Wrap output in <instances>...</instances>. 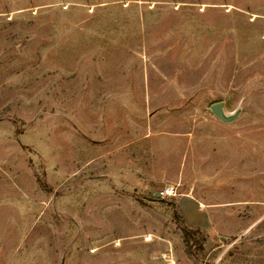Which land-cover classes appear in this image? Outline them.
<instances>
[{
  "label": "rangeland",
  "instance_id": "obj_1",
  "mask_svg": "<svg viewBox=\"0 0 264 264\" xmlns=\"http://www.w3.org/2000/svg\"><path fill=\"white\" fill-rule=\"evenodd\" d=\"M0 264H264V0H0Z\"/></svg>",
  "mask_w": 264,
  "mask_h": 264
},
{
  "label": "crops",
  "instance_id": "obj_2",
  "mask_svg": "<svg viewBox=\"0 0 264 264\" xmlns=\"http://www.w3.org/2000/svg\"><path fill=\"white\" fill-rule=\"evenodd\" d=\"M178 206L181 211V214L184 216L186 222L191 227L195 226V227L204 228L208 225L209 219H208L207 213H203V214L199 213L201 206L199 205V202L196 201V199L193 196L189 194L181 195L180 198L178 199ZM191 208L195 209V211H197L202 218L195 220L193 217L194 219L193 221L192 219L188 218L189 216L187 215V213L189 212Z\"/></svg>",
  "mask_w": 264,
  "mask_h": 264
},
{
  "label": "water",
  "instance_id": "obj_3",
  "mask_svg": "<svg viewBox=\"0 0 264 264\" xmlns=\"http://www.w3.org/2000/svg\"><path fill=\"white\" fill-rule=\"evenodd\" d=\"M213 112L223 121L225 122H232L237 116L238 113L233 115H228L225 112V103L224 102H217L211 106Z\"/></svg>",
  "mask_w": 264,
  "mask_h": 264
},
{
  "label": "built area",
  "instance_id": "obj_4",
  "mask_svg": "<svg viewBox=\"0 0 264 264\" xmlns=\"http://www.w3.org/2000/svg\"><path fill=\"white\" fill-rule=\"evenodd\" d=\"M178 196V188L176 186H166L159 192V197L162 199H168Z\"/></svg>",
  "mask_w": 264,
  "mask_h": 264
},
{
  "label": "trees",
  "instance_id": "obj_5",
  "mask_svg": "<svg viewBox=\"0 0 264 264\" xmlns=\"http://www.w3.org/2000/svg\"><path fill=\"white\" fill-rule=\"evenodd\" d=\"M163 201V200H162ZM165 201V200H164ZM171 203V205H174V202H170ZM175 218L177 219V220H182L183 222L185 221V223H184V231L186 232V233H188V234H191L192 232H191V228H190V226L188 225V223L186 222V220H185V218H184V216L183 215H180L179 213H175Z\"/></svg>",
  "mask_w": 264,
  "mask_h": 264
}]
</instances>
